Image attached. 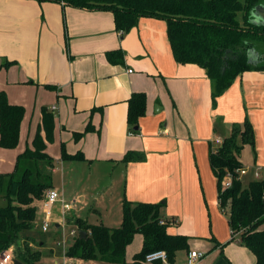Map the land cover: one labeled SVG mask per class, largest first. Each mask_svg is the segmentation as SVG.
I'll return each instance as SVG.
<instances>
[{"label": "crops", "instance_id": "obj_1", "mask_svg": "<svg viewBox=\"0 0 264 264\" xmlns=\"http://www.w3.org/2000/svg\"><path fill=\"white\" fill-rule=\"evenodd\" d=\"M117 49L123 52L122 61H109L107 53ZM0 90L8 102L24 107L19 138L27 130L34 136L39 131L45 140L43 108L52 115V140L45 141V151L54 161L52 171L56 161L67 164V176L78 174L72 167L86 165L97 184L104 179L106 188L101 192L109 189L108 196L120 210L123 199L161 203L160 215L169 222L168 232L189 236L188 249L178 250L174 262L186 264L188 252L195 250L202 255L192 264H202L206 246L213 245L217 249L208 253L204 264H255V256L229 226L231 240L236 238L239 244L222 236L223 244L214 237L202 242L194 235L195 226L193 231L177 228V216L188 219L191 210L203 212L214 185L203 164L215 140H223L234 124L244 120L256 134L264 128V71L242 72L213 98L214 80L203 67L175 61L162 18L140 17L136 25L121 32L111 11L57 1L0 0ZM133 92L146 97L136 130L127 122V100ZM86 126L90 129L84 132ZM247 145L239 157L242 167L247 166L242 159ZM62 149L83 159H63ZM128 153L134 159L123 161ZM257 170L261 178L264 171ZM252 179H257L254 173ZM60 180L63 186L68 183L64 173ZM52 188L67 204L54 226L62 234L56 241L62 251L55 260H60L68 239L63 232V226L69 225L65 217L77 212L76 202L84 196L77 192L76 199L67 197L53 182ZM92 210L99 216L94 205ZM136 235L141 249L142 236ZM43 244L38 242V251ZM70 258L72 264L86 261ZM42 259L41 253L39 264Z\"/></svg>", "mask_w": 264, "mask_h": 264}, {"label": "trees", "instance_id": "obj_2", "mask_svg": "<svg viewBox=\"0 0 264 264\" xmlns=\"http://www.w3.org/2000/svg\"><path fill=\"white\" fill-rule=\"evenodd\" d=\"M57 1L73 7L111 11L115 28L124 32L136 25L140 17L162 18L167 23V37L173 57L179 63H193L203 67L214 80L215 98L225 91L244 71H264V24L252 21L251 12L264 6V0H37ZM112 62L122 61L120 49L107 53ZM143 92H133L127 100V122L136 130L138 119L145 112ZM24 107L8 102L0 90V147L14 148L19 139ZM41 127L16 157L10 173H0V255L14 245V259L22 264H39L41 253L32 250L33 238L24 235L37 216L35 201L52 188L53 158L45 151L46 142L53 135V117L43 108ZM86 126L84 132L89 131ZM83 135L77 133L76 138ZM254 149L251 123L244 120L234 124L230 134L220 145L209 151V163L217 180L219 208L228 209L227 223L238 235V241L255 256V264H264V175L249 180L243 186L237 170L242 167L239 157L244 145ZM63 159H83L82 155H68ZM134 157L128 153L123 161ZM232 174L231 185L222 189V176ZM228 205V208L226 207ZM161 203L122 201V221L119 227L102 224H83L78 230L85 237L76 236L65 253L83 260L100 259L121 264H144V256L154 250H165L174 262L178 250L188 249L189 236L168 232L169 222H162ZM241 230V232H238ZM135 234L142 236V246L131 262L125 261L126 247Z\"/></svg>", "mask_w": 264, "mask_h": 264}, {"label": "rangeland", "instance_id": "obj_3", "mask_svg": "<svg viewBox=\"0 0 264 264\" xmlns=\"http://www.w3.org/2000/svg\"><path fill=\"white\" fill-rule=\"evenodd\" d=\"M34 134L29 133L27 130L24 131L23 137L19 138V142L14 148H1L0 147V173H10L13 171L15 167V162H16V157L19 153H21V150L23 151L27 146L29 147L32 143ZM216 147L217 144H214ZM22 147V148H21ZM214 148V147H213ZM52 150V149H51ZM59 152V148H58ZM242 159L243 162L247 165L246 168L248 167V172L247 175L242 176V184L243 186L246 185L247 181L253 177V173L255 170L259 169L262 171L261 174H263L264 171V128L261 130L260 134H256L254 131V149L250 146L247 145L245 146L243 152H242ZM70 166V163H68ZM206 166V169L209 170L211 176H212V181L214 182V185L211 186L210 192L207 194V198H205V207L202 210L203 212H200L198 210H191V212H187L188 215L191 217L188 219H184L183 216L179 215L177 216V228L179 229H186L189 228V230L193 231V227L195 226V233L196 237L199 238V240L204 239H210L211 237L215 238V242L220 244L225 243L230 239V243H235L237 242V239L231 240V233H229L227 227V217H228V209H220L219 206L217 205V180L216 177L213 174V171L210 167L209 159H205V164H203V168ZM9 167V168H8ZM245 167V166H243ZM64 169V170H63ZM76 170L78 171L77 175L73 174L67 176V170L69 171V167H67V164L63 166V163L58 164V161L55 163V169L52 171L51 176H52V182L56 184V187L58 189H61V191H65L66 196L70 197L72 199H76V194L77 192L82 193L84 196L83 201H77V205L75 206V209L77 212L73 214H69L67 217H65L64 222L68 223L69 225L63 226V232H66V249L70 246L72 242V238H69L68 236V231L74 227L81 228L83 224H86V219L85 216L88 218V222L90 224H97V223H102V225H106V227L109 228H116L119 227L122 221V210L114 206L113 200L111 197L108 196L110 194L109 189H106V193H102L101 190L105 189V182L104 179H102L99 184H97V181L92 180V174L90 173V169L87 168L86 165L78 164L74 167L71 168V170ZM65 174V178L68 183H66L65 186L62 185L61 182V176ZM227 174V172H226ZM226 174L222 176V181L225 180ZM70 177H73L74 180L68 181ZM96 186H98L96 188ZM47 191V189L44 191ZM75 191V193H74ZM100 191V192H99ZM74 193L70 194L69 193ZM99 192V193H98ZM44 198L42 196L40 199L35 201V208L37 209V216L39 210H40V205L41 201ZM69 200V198H67ZM71 200V199H70ZM5 200L2 198L0 195V206L5 205ZM92 205H94L98 211H99V216L96 215L93 210H92ZM228 208V205L226 206ZM65 211L63 210V206L60 203H55L52 205L50 208V228L48 232L42 233L38 228L35 226V218L32 228L30 230L23 231L24 235H29L33 238L32 243L30 244V248L32 250H37V245L38 242H43L44 244L39 248V251L42 253V264H53L56 258L59 259V256L62 251V246H57L56 241L57 239H61L62 234H57L55 232V221L56 219L60 220L62 217V212ZM40 215V214H39ZM36 228V229H35ZM173 229L176 228V226L172 227ZM78 228H76L77 230ZM197 229V230H196ZM175 231V230H174ZM216 233L215 235L213 233ZM238 232H241L239 230ZM223 237L222 238L219 237ZM217 238V240H216ZM71 239V240H70ZM140 236L136 235L131 243L128 244L127 249H126V254H125V261L126 262H131L132 258L135 253L139 252L140 247ZM238 243V242H237ZM239 244V243H238ZM14 245L10 246L8 249L13 250ZM205 252L210 253L213 250H216L213 245L211 246H206ZM51 249H53V252L51 253ZM65 249V251H66ZM7 250V249H6ZM205 256L202 259V264L207 262V257ZM179 256L184 258V253L180 252ZM61 259V258H60ZM74 264H121L117 262H110V261H105V260H100V259H92V260H86L81 263L74 262Z\"/></svg>", "mask_w": 264, "mask_h": 264}, {"label": "built area", "instance_id": "obj_4", "mask_svg": "<svg viewBox=\"0 0 264 264\" xmlns=\"http://www.w3.org/2000/svg\"><path fill=\"white\" fill-rule=\"evenodd\" d=\"M55 106H52L51 109H54ZM217 146L221 144L222 140L216 139ZM248 168L241 167L237 170L238 177L240 178V175H244L247 173ZM232 174L227 173L226 178L224 181H221L222 189L227 188L231 185L232 182ZM254 177L259 178V171H254ZM58 201H61L63 203V208H67V204L63 202V199L59 195V192L55 188H50L45 192L44 198L41 201L40 205V214L41 216L36 218L35 220V227H38L40 231L47 232L50 228V208L52 205ZM37 208V207H36ZM164 222V220H162ZM233 233V232H232ZM68 236L72 238V240L78 236V230H76V227H72L68 231ZM62 245L64 246V240L62 241ZM201 253L191 250L187 254V260L186 264H192V262L201 257ZM14 256L12 253V250H5L0 255V264H13ZM144 264H177L176 262H171L168 259V255L165 250L159 249L154 250L149 253H147L144 256L143 259ZM53 264H72V260L69 256L66 255V253L63 251L61 259L55 260Z\"/></svg>", "mask_w": 264, "mask_h": 264}, {"label": "water", "instance_id": "obj_5", "mask_svg": "<svg viewBox=\"0 0 264 264\" xmlns=\"http://www.w3.org/2000/svg\"><path fill=\"white\" fill-rule=\"evenodd\" d=\"M251 16H252L253 22L264 24V6L263 5L256 6L252 10ZM78 235H79V237H85L86 233L83 230H79ZM13 264H22V262L17 260V259H14Z\"/></svg>", "mask_w": 264, "mask_h": 264}]
</instances>
